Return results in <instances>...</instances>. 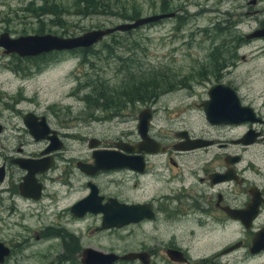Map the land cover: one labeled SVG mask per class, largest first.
Listing matches in <instances>:
<instances>
[{
    "label": "flooded vegetation",
    "instance_id": "af4514ba",
    "mask_svg": "<svg viewBox=\"0 0 264 264\" xmlns=\"http://www.w3.org/2000/svg\"><path fill=\"white\" fill-rule=\"evenodd\" d=\"M221 1L232 10L217 20L219 45L210 55L216 63L203 65L200 92L185 105L190 111L171 113L158 95L126 98L113 109L103 104L105 117L128 126L77 147L65 144L67 127L50 125L41 113L22 112L10 127L0 122V245L7 249L0 264L20 263L15 239L3 234L18 222L34 241L55 246L50 260L33 256L35 264H229L264 257V250L251 251L264 227V0ZM236 68L244 69L241 79ZM106 99L89 103L95 110ZM140 117L145 141L137 132ZM101 151L114 152V159L96 160ZM80 227L99 242L117 233L120 252L111 245L80 248ZM144 230L154 232L148 244L133 239ZM91 250L116 259L86 260ZM130 254L137 256L122 258Z\"/></svg>",
    "mask_w": 264,
    "mask_h": 264
},
{
    "label": "rangeland",
    "instance_id": "374dc122",
    "mask_svg": "<svg viewBox=\"0 0 264 264\" xmlns=\"http://www.w3.org/2000/svg\"><path fill=\"white\" fill-rule=\"evenodd\" d=\"M100 5L91 12L83 10L84 6L77 0H0V34L6 33L10 38L44 34L69 38L139 17L162 14L161 9L165 10L164 14L173 13L171 18L127 32H113L93 45L83 57L77 49L31 58L2 55L0 51L1 123L10 127L19 121L22 112L32 111L43 114L52 126L55 123L67 127L63 131L69 135L65 141L69 146L77 147L85 138L93 136L109 140L128 125L114 124L118 119L103 115L112 107L104 110L99 108L103 104L97 102L98 109L93 110L94 103L88 105L86 102L90 101L85 102L83 97L89 93L91 85L109 91L121 87L128 78L148 81L155 77L154 95L160 96L158 105L166 106L171 113L173 109L191 110L185 105L195 102V96L189 97V94L200 92L203 65L216 63L215 58H210L219 45L216 24L222 18L221 11L232 10L231 3L100 0ZM236 69L241 79L244 69ZM91 96L87 100L95 99ZM144 98L147 97L144 95ZM24 226L18 222L15 228L3 233L11 242L15 239L13 256L19 264H35L33 256L49 255L50 260L55 246L34 241L31 232L23 231ZM79 229L80 248L95 245L96 250L106 251L111 245L114 252H120V247L115 246L117 233H112L111 242H99L97 236L89 239L88 232L83 227ZM175 234L183 237V232ZM152 235L151 230H144L134 233L133 239L148 244ZM17 242L23 244L18 246ZM229 264H264V257L245 262L229 261Z\"/></svg>",
    "mask_w": 264,
    "mask_h": 264
},
{
    "label": "water",
    "instance_id": "95a60500",
    "mask_svg": "<svg viewBox=\"0 0 264 264\" xmlns=\"http://www.w3.org/2000/svg\"><path fill=\"white\" fill-rule=\"evenodd\" d=\"M173 13L166 14H156L146 17H139L131 22L116 25L111 28L97 29L90 32H84L81 35L69 38H62L54 35L44 34V35H26L19 36L16 38H10L6 33L0 34V49L3 50V54H15L20 58L23 57H35L41 54L50 52H60V51H70L73 49H87L98 43L103 37L113 33V32H127L133 30L139 26L157 22L163 19L171 18ZM264 34V31H262ZM31 115L28 114L27 117ZM144 117H140L137 126V132L145 141V120ZM143 124V125H142ZM100 156H95L96 160L104 159L110 160L114 159L111 151H101ZM112 165H106L105 168H111ZM99 168L95 166L94 169ZM130 212V208H129ZM110 226L109 224H107ZM119 227L121 223H112ZM251 251L257 252L259 250H264V227L257 231L251 240ZM7 254V249L0 245V260L2 256ZM137 255H127L122 258H133ZM87 260L88 258L95 260L96 262L101 260L105 263L112 262L116 259L114 254H102L98 251H88L84 256ZM89 263V262H88ZM93 263V262H92Z\"/></svg>",
    "mask_w": 264,
    "mask_h": 264
},
{
    "label": "trees",
    "instance_id": "16d2710c",
    "mask_svg": "<svg viewBox=\"0 0 264 264\" xmlns=\"http://www.w3.org/2000/svg\"><path fill=\"white\" fill-rule=\"evenodd\" d=\"M81 5H83V10L90 9L91 12H95L96 8L100 5V0H77ZM102 6V5H100ZM103 7V6H102ZM161 11L164 13L165 10L161 9ZM100 13V12H99ZM92 14V13H91ZM94 14V13H93ZM98 14V13H97ZM91 48L88 49H77V52H81V57L85 56L86 53H89ZM155 82V77H153L151 80L146 79L141 80L140 78H128L127 82H123L122 86L117 89H111L109 91H105L104 88H101L99 86H89V93L84 95L85 101L87 100L91 95H94L95 100H100L102 98H108L103 101H100L102 104H107V106H110L113 108H117L121 102H125L126 98H140L144 97H150L154 96V90L157 88V83ZM107 95V96H105ZM150 95V96H149ZM96 100V101H97ZM88 105H90L89 102H86Z\"/></svg>",
    "mask_w": 264,
    "mask_h": 264
}]
</instances>
